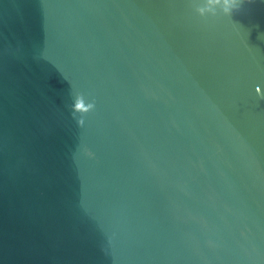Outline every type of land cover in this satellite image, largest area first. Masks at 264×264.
Returning a JSON list of instances; mask_svg holds the SVG:
<instances>
[{
    "label": "water",
    "instance_id": "1",
    "mask_svg": "<svg viewBox=\"0 0 264 264\" xmlns=\"http://www.w3.org/2000/svg\"><path fill=\"white\" fill-rule=\"evenodd\" d=\"M261 95L264 0H0V264H264Z\"/></svg>",
    "mask_w": 264,
    "mask_h": 264
},
{
    "label": "clouds",
    "instance_id": "2",
    "mask_svg": "<svg viewBox=\"0 0 264 264\" xmlns=\"http://www.w3.org/2000/svg\"><path fill=\"white\" fill-rule=\"evenodd\" d=\"M201 11V15H203V10H200ZM231 9H225V12L230 14L231 13ZM261 92H259L258 94H260ZM82 98H83V95L81 94H78V98H77V102L73 105V112L76 113V112H79V113H87L89 111H91L92 109H94L95 107V104L94 102H91L87 105V107H85L82 103ZM261 98H264V95H261ZM78 123L80 125H83L84 124V119H83V116H81L79 119H78Z\"/></svg>",
    "mask_w": 264,
    "mask_h": 264
}]
</instances>
